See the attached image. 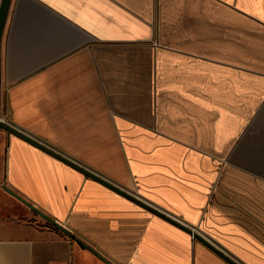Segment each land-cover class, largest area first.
<instances>
[{
	"label": "crops",
	"instance_id": "1",
	"mask_svg": "<svg viewBox=\"0 0 264 264\" xmlns=\"http://www.w3.org/2000/svg\"><path fill=\"white\" fill-rule=\"evenodd\" d=\"M1 112L264 264V0H11ZM79 239L113 264H234L0 127V264H112Z\"/></svg>",
	"mask_w": 264,
	"mask_h": 264
},
{
	"label": "water",
	"instance_id": "2",
	"mask_svg": "<svg viewBox=\"0 0 264 264\" xmlns=\"http://www.w3.org/2000/svg\"><path fill=\"white\" fill-rule=\"evenodd\" d=\"M10 4H11V0H1V4H0V112H1V38H2V33H3V29L5 26V22L7 19V15L10 9ZM0 127L4 128L7 130L8 133H14L17 134L23 138H25L26 140L36 144L37 146H40L41 148L47 150L48 152L52 153L53 155L67 161L68 163L72 164L73 166L79 168L80 170H82L83 172H85L86 174L90 175L91 177L99 180L100 182L106 184L107 186L113 188L114 190L118 191L119 193L135 200L136 202L146 206L147 208H149L150 210H152L153 212H155L156 214L163 216L164 218H166L167 220L181 226L182 228L187 229L189 232L193 233L195 237L199 238L200 240H202L203 242H205L207 245H209L211 248L215 249L216 251H218L219 253H221L225 258H227L230 262L234 263V264H239L238 262H236L233 258H230L228 255H226L220 248H218L217 245H215L213 242H211L208 238H206V236H204L202 233H200L199 231L194 230L190 225L185 224L184 222H182L181 220H179L178 218L172 216L171 214L165 212L164 210L146 202L145 200H143L142 198L138 197L137 195H135L134 193L124 189L122 186H119L118 184L110 181L109 179L105 178L104 176L96 173L95 171H93L90 168H87L85 166H83L82 164H80L79 162L69 158L68 156H66L65 154L55 150L53 147H51L50 145L44 143L42 140L38 139L37 137L27 133L26 131H24L23 129L19 128L18 126H15L14 124L10 123V122H5V121H1L0 120ZM4 188L6 190H8L10 193L14 194L15 196H17L19 199H21L23 202H25L28 206H30L34 211H36L38 214H40L42 217H44L46 220H48L50 223H52L53 225L57 226L58 228H60L61 230L67 232L70 234L69 229L62 224L61 222H59L56 218H54L53 216H51L50 214H48L46 211H44L43 209H41L39 206H37L35 203L31 202L28 198L22 196L19 192H17L15 189H13L11 186L7 185L6 183L3 185ZM80 240V239H79ZM86 247L90 248L91 250H93L94 252H96L99 256H101L103 259L107 260L109 263H112L108 258H106L105 256H103L102 254H100L97 250H95L92 246H90L89 244H87L86 242L80 240Z\"/></svg>",
	"mask_w": 264,
	"mask_h": 264
},
{
	"label": "built area",
	"instance_id": "3",
	"mask_svg": "<svg viewBox=\"0 0 264 264\" xmlns=\"http://www.w3.org/2000/svg\"><path fill=\"white\" fill-rule=\"evenodd\" d=\"M0 120L5 122H10L6 115L3 112H0ZM11 123V122H10ZM94 171V170H93ZM96 172V171H95ZM97 173V172H96ZM99 174V173H98ZM101 175V174H100ZM106 178V177H105ZM108 179V178H107ZM179 219V218H178ZM180 220V219H179ZM183 222V221H182ZM194 230H196L194 227H192Z\"/></svg>",
	"mask_w": 264,
	"mask_h": 264
},
{
	"label": "rangeland",
	"instance_id": "4",
	"mask_svg": "<svg viewBox=\"0 0 264 264\" xmlns=\"http://www.w3.org/2000/svg\"><path fill=\"white\" fill-rule=\"evenodd\" d=\"M28 220H30L29 218H27ZM48 223L50 224V222L48 221ZM51 226L53 225L52 223L50 224Z\"/></svg>",
	"mask_w": 264,
	"mask_h": 264
},
{
	"label": "trees",
	"instance_id": "5",
	"mask_svg": "<svg viewBox=\"0 0 264 264\" xmlns=\"http://www.w3.org/2000/svg\"><path fill=\"white\" fill-rule=\"evenodd\" d=\"M54 226V225H53Z\"/></svg>",
	"mask_w": 264,
	"mask_h": 264
}]
</instances>
